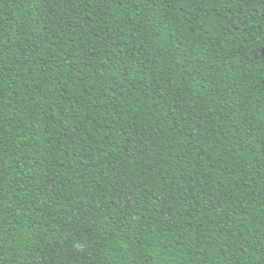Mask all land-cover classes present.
Masks as SVG:
<instances>
[{
	"label": "trees",
	"instance_id": "trees-1",
	"mask_svg": "<svg viewBox=\"0 0 264 264\" xmlns=\"http://www.w3.org/2000/svg\"><path fill=\"white\" fill-rule=\"evenodd\" d=\"M0 264H264V0H0Z\"/></svg>",
	"mask_w": 264,
	"mask_h": 264
}]
</instances>
